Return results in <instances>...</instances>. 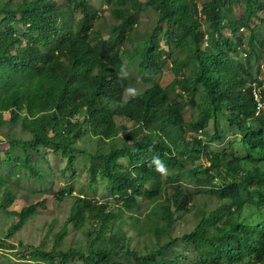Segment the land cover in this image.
Listing matches in <instances>:
<instances>
[{
  "label": "trees",
  "instance_id": "obj_1",
  "mask_svg": "<svg viewBox=\"0 0 264 264\" xmlns=\"http://www.w3.org/2000/svg\"><path fill=\"white\" fill-rule=\"evenodd\" d=\"M71 1L77 2L84 13L78 29L64 22L67 11L59 8L54 0H24L17 8L11 2L0 6V17H3L0 21V133L8 122V113L11 116L9 122L21 125L30 136L28 140L11 141L12 147L24 151L21 167L32 178L40 180L42 176L35 168L31 151L39 153L43 148L62 153L69 166L74 168L75 155L82 152L73 143L90 135L98 143L95 164L90 169L92 180L96 181L99 175L108 179L113 185L119 212L131 213L140 198L159 202L164 176L150 167L154 155L160 156L169 171H177L184 169L188 159L195 160L209 152L197 137L203 124L201 121L187 122V104L179 102L158 85L136 100L123 102L127 81L119 79L118 60L129 39L126 30L136 22L135 13L121 15L122 22L115 26L113 36L106 39L94 30L96 17L90 1ZM226 1L213 0L204 9L212 26L210 44L205 49L202 47L205 36L193 18L189 0H153L148 6L159 13L158 25L175 26L174 32L166 34L168 44L187 48L188 55L183 61H175V66L185 67L191 63L195 66L191 75L178 82L181 91L193 102L201 86L214 113L229 115V123L238 128L242 143L255 151L264 150V113L256 116V104L249 89L251 63L234 62L231 55L238 52V47L222 34L228 30L237 38L240 30L234 24L224 23L222 8ZM254 1L247 0L250 13H253L254 4L262 6ZM16 24L22 25L23 31ZM244 25L246 18L242 22ZM157 34L155 30L144 48L143 70L160 68L164 54L157 47ZM237 40L241 43L239 38ZM117 118L127 119L135 125L130 130L121 131L115 124ZM188 134L196 136L191 143ZM215 135H219L218 127ZM119 136L125 143L123 146L114 144ZM104 147L108 153L102 151ZM121 161H126L129 166H121ZM261 162L251 158L229 162L228 167L235 177L215 193L219 201L225 202L217 217L224 220L218 238L223 244L209 242L223 259L231 263H242L245 259L259 264L264 262V224L244 233V226L239 223L244 208L254 201L253 197L257 198V208H264ZM208 163L210 169L219 168V156L212 155ZM243 163L257 166L244 173ZM245 194L248 199L244 198ZM173 199L179 203V212H188L191 195L175 191ZM14 201V196L8 194L3 203L9 207ZM40 209H45L44 204L12 213L18 223L11 228L10 234L21 231ZM161 210L165 229L169 232L175 222L174 214L169 206H162ZM117 219L118 215L109 212L108 205L76 198L70 218L57 237V244L69 235L71 226L81 231L90 221L96 220L106 227ZM194 233L204 237L199 230ZM89 254L99 260L93 261L78 251L62 253L61 256L65 262L78 258L91 260L93 264L112 263L113 254L95 249L94 245ZM128 256L141 264H158L146 258L139 259L131 252Z\"/></svg>",
  "mask_w": 264,
  "mask_h": 264
},
{
  "label": "rangeland",
  "instance_id": "obj_2",
  "mask_svg": "<svg viewBox=\"0 0 264 264\" xmlns=\"http://www.w3.org/2000/svg\"><path fill=\"white\" fill-rule=\"evenodd\" d=\"M54 1L59 8L67 11L64 22L78 29L84 13L77 2ZM89 1L96 17L94 30L102 33L106 39L113 36L115 26L122 22L121 15L135 13L136 22L126 30L129 39L119 54L118 73L124 67L128 73L126 87L138 89L140 95L158 85L179 102H185V119L189 123L201 121L203 128L197 137L205 143L209 152L198 159L185 161L183 170H168L162 181L159 202L153 203L140 198L133 212L120 213L112 183L102 175L96 181L91 177L90 169L95 164L94 156L98 150L97 141L86 135L79 143H73L82 152L75 155L77 162L74 168L69 166L62 153L43 148L39 149V153L31 151L35 168L42 176L41 180L34 179L21 167L24 151L11 146L12 140H28L30 136L21 125L11 124V116L7 113L8 122L0 133V264H93L91 260H99L89 254L93 245L95 249L113 254L111 264H141L128 256V252L136 254L139 259L146 258L158 264H259L252 259L231 263L223 259L209 241L212 240L217 245L223 244L218 238L221 236L224 220L217 217L225 202L219 201L215 193L235 177L228 163L235 159L251 158L262 161L260 167L264 171V150L255 151L242 143L238 128L229 123V115L214 113L201 86L198 87L199 91L193 102L181 91L178 82H183V78L191 75L195 66L193 63L185 67L175 66L174 62L183 61L188 51L186 46L178 48L175 44H168L166 34L168 31L174 32L175 26L171 27L166 23L158 25L159 13L148 6L153 0ZM6 2H11L17 8L24 0H0V6ZM212 2L213 0H189L193 18L200 24V33L205 36L202 44L204 49L209 46L212 33L211 21L204 9ZM254 2L261 3L262 6L254 4L253 13H250L247 0H227L222 8L224 23L240 28L237 38L241 43L228 30L222 34L238 47V52L233 53L231 58L240 64L249 61L250 83L256 81L264 90V0ZM245 18L246 25L242 26ZM2 19L0 17V21ZM16 26L20 31L23 29L22 25ZM155 30L158 31L157 47L164 56L158 70L146 71L141 67L142 54ZM127 99L123 94V102ZM115 124L121 131L130 130L135 125L121 118L115 119ZM253 124L256 125L255 122ZM216 127L219 128L218 137L215 135ZM187 137L190 143L196 138L193 134H188ZM114 144L123 146L125 143L119 136ZM102 151L108 153L107 147ZM212 155L219 156V168L210 169L208 160ZM120 165L128 167L129 163L121 161ZM256 166L243 163V172H251ZM175 191L192 196L188 212L178 211L179 203L173 199ZM8 194L15 198L9 207L3 203ZM76 198L108 205L109 212L117 214L118 219L106 227L93 220L81 231L71 226L68 229L69 235L57 244V237L70 218ZM244 198L248 199L249 196L245 194ZM253 198L254 201L244 208L239 218V223L244 226V233L264 224V208H257V198ZM38 204H44L45 209H40L21 231L11 235V228L18 223V219L11 214ZM162 206H169L174 214L175 222L169 232L162 219ZM237 220L235 217L234 222ZM196 230L202 232L204 237L196 236ZM185 236L190 238L186 239ZM72 251L90 256L91 260L74 258L65 262L61 254Z\"/></svg>",
  "mask_w": 264,
  "mask_h": 264
},
{
  "label": "clouds",
  "instance_id": "obj_3",
  "mask_svg": "<svg viewBox=\"0 0 264 264\" xmlns=\"http://www.w3.org/2000/svg\"><path fill=\"white\" fill-rule=\"evenodd\" d=\"M127 71L124 67H121L120 73H119V79L121 81L125 80L127 78ZM123 94L128 97V100H136L140 96V92L138 89L134 87H126L123 90ZM150 167H153L154 171L160 174L161 176L167 175V166L164 164L163 160L158 155H154L151 160Z\"/></svg>",
  "mask_w": 264,
  "mask_h": 264
},
{
  "label": "built area",
  "instance_id": "obj_4",
  "mask_svg": "<svg viewBox=\"0 0 264 264\" xmlns=\"http://www.w3.org/2000/svg\"><path fill=\"white\" fill-rule=\"evenodd\" d=\"M249 89L256 104V116L258 117L264 113V90L256 81L249 84Z\"/></svg>",
  "mask_w": 264,
  "mask_h": 264
}]
</instances>
